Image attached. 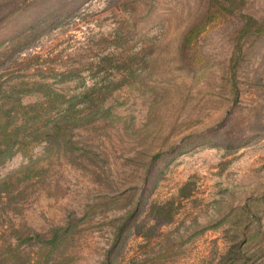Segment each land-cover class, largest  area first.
Here are the masks:
<instances>
[{
	"label": "rangeland",
	"instance_id": "1",
	"mask_svg": "<svg viewBox=\"0 0 264 264\" xmlns=\"http://www.w3.org/2000/svg\"><path fill=\"white\" fill-rule=\"evenodd\" d=\"M203 8L0 0V106L31 131L0 161V264H227L229 249L243 256L231 264H264V34L246 35L228 70L239 12L260 18L264 0L180 53ZM32 54L39 63L23 64ZM53 119L69 121L74 145L46 138ZM185 181L171 221L139 236L151 204ZM246 201L258 222L241 215ZM68 223L66 242L39 258L31 235Z\"/></svg>",
	"mask_w": 264,
	"mask_h": 264
},
{
	"label": "trees",
	"instance_id": "2",
	"mask_svg": "<svg viewBox=\"0 0 264 264\" xmlns=\"http://www.w3.org/2000/svg\"><path fill=\"white\" fill-rule=\"evenodd\" d=\"M246 0H203L204 8L201 16L194 22L188 24L183 28L178 40V48L180 53H184L188 45L195 39V37L208 25L217 21L224 20L229 16L237 13L239 9L244 5ZM241 17L240 25L235 30V38L233 43V51L236 54L230 56L228 61V70L234 74L238 63V56L241 47V40L246 35H251L253 38H258L264 34V16L255 17L249 13L239 12ZM41 58L38 54H32L25 58L23 64L30 65L39 63ZM10 110L4 109L0 106V161L6 156L10 155L12 151L28 143L27 137L31 135L29 130H20L23 128V123L9 124L7 119L3 117H10ZM69 121L66 119H53L47 126H43L45 129L43 134L47 139L53 137H59L67 144L74 145L73 139L69 135ZM37 135V134H36ZM190 193V182L185 181L178 188V194L176 198L169 197L162 201H157L151 204L150 212L154 217L153 224L148 229H143L142 225H137L135 231L143 239H148L153 234L155 227L158 225L168 223L171 221L174 212L176 211L181 198L188 196ZM250 202H245L240 206L241 215L250 222H258L255 218V212L250 207ZM124 223L122 225L124 226ZM72 224L68 223L65 226L54 227L50 230L47 237L41 238L38 233H33L29 239H34L39 243L37 255L43 259L51 255L58 246L65 243L68 236L71 235L70 228ZM120 227L118 230H120ZM117 236L115 237V239ZM229 249L224 254V260L227 264L234 262L243 256ZM102 264H111V261L106 256Z\"/></svg>",
	"mask_w": 264,
	"mask_h": 264
}]
</instances>
